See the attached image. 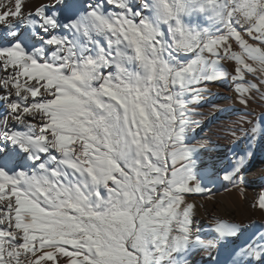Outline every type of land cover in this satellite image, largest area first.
<instances>
[{
  "label": "snow or ice",
  "instance_id": "1",
  "mask_svg": "<svg viewBox=\"0 0 264 264\" xmlns=\"http://www.w3.org/2000/svg\"><path fill=\"white\" fill-rule=\"evenodd\" d=\"M217 82L223 157L194 118ZM260 142L264 0H0V264H264V223L190 199L243 196Z\"/></svg>",
  "mask_w": 264,
  "mask_h": 264
},
{
  "label": "bare ground",
  "instance_id": "2",
  "mask_svg": "<svg viewBox=\"0 0 264 264\" xmlns=\"http://www.w3.org/2000/svg\"><path fill=\"white\" fill-rule=\"evenodd\" d=\"M209 88L213 94L210 98V103L215 104L223 111L209 114V104L198 108V111L204 112L205 115L203 117H194L201 120V127L197 129L196 138L205 137L211 141L214 156L219 154L223 157L230 156L233 152H243L247 147L246 141L240 139L236 144L230 143L229 138H225V129L234 126V122L244 114V110L237 111L240 106L233 104L230 99L232 91L226 83H213L209 85ZM192 106L196 107L195 104ZM255 111L259 112L260 108L256 107ZM253 151L255 155L245 171L246 184L243 196L231 184L219 182L214 186V190L211 193L190 198L201 206L200 211L196 208L195 222L197 225L206 224L209 216H226L229 214L237 218L248 217L257 224L264 223V213L252 207L255 199L264 191V142L253 145ZM193 260L195 264H202L199 255L194 256Z\"/></svg>",
  "mask_w": 264,
  "mask_h": 264
},
{
  "label": "rangeland",
  "instance_id": "3",
  "mask_svg": "<svg viewBox=\"0 0 264 264\" xmlns=\"http://www.w3.org/2000/svg\"><path fill=\"white\" fill-rule=\"evenodd\" d=\"M199 199L201 200V198H199ZM196 205H197V209H198V211H200V209H201L200 204L196 203Z\"/></svg>",
  "mask_w": 264,
  "mask_h": 264
}]
</instances>
